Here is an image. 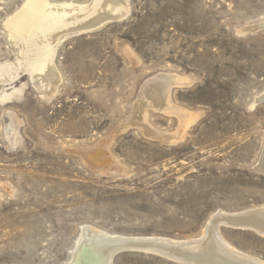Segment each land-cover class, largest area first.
<instances>
[{"label": "rangeland", "instance_id": "obj_1", "mask_svg": "<svg viewBox=\"0 0 264 264\" xmlns=\"http://www.w3.org/2000/svg\"><path fill=\"white\" fill-rule=\"evenodd\" d=\"M24 1L0 0V62L14 58L4 19ZM128 4L121 20L61 43L53 97L26 76L4 86L0 264H64L81 225L185 239L198 237L216 210L264 206V175L254 169L264 142V100L254 103L264 92V28L243 31L264 22V0ZM157 73L181 76L169 98L191 114L182 123L147 107L146 123L183 134L172 142L126 123L140 85ZM91 147L107 150L99 169L85 153ZM220 234L264 259V237L224 227ZM111 264L177 263L122 252Z\"/></svg>", "mask_w": 264, "mask_h": 264}, {"label": "bare ground", "instance_id": "obj_2", "mask_svg": "<svg viewBox=\"0 0 264 264\" xmlns=\"http://www.w3.org/2000/svg\"><path fill=\"white\" fill-rule=\"evenodd\" d=\"M72 2L25 0L19 8L4 19L3 28L8 42L13 48L14 58L12 56V61L7 59L9 61L0 62L1 98L4 99L11 95L7 92L10 94L8 96L4 91V86L15 80L18 83V78L22 76H26L31 83L38 80L45 93L48 92L51 95L56 93L55 90L61 80V75L54 60L58 47L66 37L92 32L109 22L121 20L129 8L128 0H92L89 4H74ZM260 25H264V22L246 25L243 31H253ZM180 77L174 73H157L151 78H146L147 80L145 79L140 85L138 96H136L137 100L131 104V112L129 111L131 115L126 123L135 121L142 126L145 135L162 141H170L172 138L183 135L160 132L144 121L147 107L163 111L164 114L173 112L182 123L190 119L191 114L183 108L174 106L169 98L170 91H173L171 90L172 86L178 83ZM17 92L20 93L19 90ZM261 100H264V92L254 99V103ZM1 102L3 103V101ZM261 151V161H257L254 167L264 173V142ZM85 153L97 169L109 159L107 150L104 148H92ZM104 153L105 156H103ZM99 157L104 159L103 163ZM241 216H245L252 224L264 230V206L260 205L232 212L216 210L207 221L205 220L206 223L201 234L194 238L176 239L154 235H123L109 233L90 225H81L75 243L69 251V259L64 264H111L115 250L132 243L141 245L147 243L149 247L147 251L164 253L167 257L177 259L181 264H264V259L235 249L220 234L221 225L228 223L229 219Z\"/></svg>", "mask_w": 264, "mask_h": 264}, {"label": "water", "instance_id": "obj_3", "mask_svg": "<svg viewBox=\"0 0 264 264\" xmlns=\"http://www.w3.org/2000/svg\"><path fill=\"white\" fill-rule=\"evenodd\" d=\"M262 28H264V25H260L258 28L255 29V31L260 30ZM251 32H253V31H251ZM261 156H262V151H261V155L258 158V161L259 160L261 161ZM254 169H255V167H254ZM255 170L264 175L263 172H260L257 169H255ZM221 226L224 228H230V229H235V230L250 231V232H252L258 236L264 237V230L260 229L256 225L252 224V222L249 221L245 216H241V217H238L235 219H229L228 223H225L224 225H221ZM141 247H143V248H141ZM147 248H149L147 246V243H145L144 245L135 244V243L127 244L125 247H119L118 249H116L114 254H113V257L119 253H122V252H139V253H146L149 255H156V256L162 257L164 259H168L170 261H173L177 264H181L175 258L167 257V256H165L164 253H161V252L159 253V252H155V251L154 252L147 251Z\"/></svg>", "mask_w": 264, "mask_h": 264}]
</instances>
